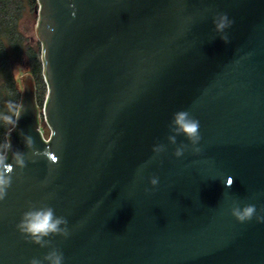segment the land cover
<instances>
[{
  "label": "water",
  "instance_id": "obj_1",
  "mask_svg": "<svg viewBox=\"0 0 264 264\" xmlns=\"http://www.w3.org/2000/svg\"><path fill=\"white\" fill-rule=\"evenodd\" d=\"M38 3L47 93L41 111L27 76L8 135L7 162L18 150L26 167L0 201V264L53 247L63 264H264V222L231 215L252 204L264 216V0ZM181 110L200 123L201 152L177 158L190 145L167 139ZM29 202L65 217L69 236L42 248L22 235Z\"/></svg>",
  "mask_w": 264,
  "mask_h": 264
},
{
  "label": "clouds",
  "instance_id": "obj_2",
  "mask_svg": "<svg viewBox=\"0 0 264 264\" xmlns=\"http://www.w3.org/2000/svg\"><path fill=\"white\" fill-rule=\"evenodd\" d=\"M216 30L223 32L225 28L231 26L232 21L228 19L226 14L219 15L218 20L214 21ZM221 39L225 43L228 42V37L221 36ZM15 76V73H14ZM9 112L16 113L17 118H14L10 114H0V120L7 124L17 126L22 112H17L14 102H8ZM200 123L195 119L189 111L181 110L173 114V118L169 125V130L172 133L167 137L168 141L175 145L177 143L176 137L183 135L190 142L189 144L181 143L176 147L174 155L179 158L185 151L191 146V151L195 154H199L201 149L197 146L201 140L200 135ZM25 145L27 148H33V140L30 136H25ZM11 148L10 144L0 145V201L6 198L7 190L12 184V172L14 168L23 170L26 167L25 155L20 151H15L12 154V160L14 163L7 162V151ZM165 151V146L157 144L153 148V152L159 154ZM41 153L33 152V155ZM46 155V153H42ZM150 183L155 186L158 184V178L153 177ZM264 211V209H262ZM231 215L236 218L237 221L243 223L251 220L254 216L258 222H264V216L257 215L255 205L249 204L244 207L233 205L231 208ZM68 221L63 216H56L53 207L47 203L33 204L29 202L28 209L22 213L20 221L17 223V230L24 235L31 242L39 245L42 248L50 247V239H46L51 236L59 235L67 238L69 236ZM63 253L56 248H51L42 259L33 258L29 261V264H63Z\"/></svg>",
  "mask_w": 264,
  "mask_h": 264
},
{
  "label": "trees",
  "instance_id": "obj_3",
  "mask_svg": "<svg viewBox=\"0 0 264 264\" xmlns=\"http://www.w3.org/2000/svg\"><path fill=\"white\" fill-rule=\"evenodd\" d=\"M38 0H0V114L9 112L14 102L17 112L22 104L23 88L14 76L13 65L26 62L37 85V98L44 99L42 44L37 35ZM15 126L0 120V145L8 144Z\"/></svg>",
  "mask_w": 264,
  "mask_h": 264
},
{
  "label": "rangeland",
  "instance_id": "obj_4",
  "mask_svg": "<svg viewBox=\"0 0 264 264\" xmlns=\"http://www.w3.org/2000/svg\"><path fill=\"white\" fill-rule=\"evenodd\" d=\"M13 72L15 73V77L18 80L19 84L23 88L24 80L27 78V76L31 75L30 74V68L28 67L27 63L23 62V63L14 64L13 65ZM43 80H44V78H43ZM45 86H46V84H45ZM46 93H47V87H46ZM44 99H39V106L41 109L43 107ZM41 130H42L44 136L48 139L50 136V129L45 122H42Z\"/></svg>",
  "mask_w": 264,
  "mask_h": 264
},
{
  "label": "built area",
  "instance_id": "obj_5",
  "mask_svg": "<svg viewBox=\"0 0 264 264\" xmlns=\"http://www.w3.org/2000/svg\"><path fill=\"white\" fill-rule=\"evenodd\" d=\"M43 106H44V105H43ZM40 109H41V108H40ZM41 111H43V107H42ZM41 119H42V122H45V123L47 124V122H46V120H45L43 114L41 115ZM41 126H42V123H41ZM47 126H48V124H47ZM48 127H49V126H48ZM49 129H50V127H49ZM41 131H42V130H41ZM42 133H43V132H42ZM43 136H44V134H43ZM50 136H51V129H50ZM50 136H49V138H50ZM44 138H45V140H49V138L47 139L45 136H44Z\"/></svg>",
  "mask_w": 264,
  "mask_h": 264
},
{
  "label": "snow or ice",
  "instance_id": "obj_6",
  "mask_svg": "<svg viewBox=\"0 0 264 264\" xmlns=\"http://www.w3.org/2000/svg\"><path fill=\"white\" fill-rule=\"evenodd\" d=\"M55 158V157H54ZM229 183H231V181H229Z\"/></svg>",
  "mask_w": 264,
  "mask_h": 264
}]
</instances>
